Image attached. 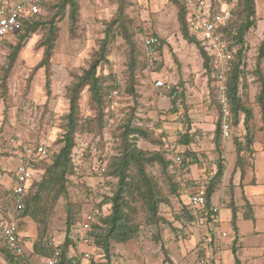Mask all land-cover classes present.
I'll use <instances>...</instances> for the list:
<instances>
[{"label":"trees","instance_id":"obj_1","mask_svg":"<svg viewBox=\"0 0 264 264\" xmlns=\"http://www.w3.org/2000/svg\"><path fill=\"white\" fill-rule=\"evenodd\" d=\"M80 0H55L47 2L37 0L39 12L31 14L26 12L21 18L20 29L9 36L3 38L0 42L2 46H6L7 51L4 55V61L0 62V87L6 88L8 74L14 65L20 51L25 47L29 39L36 32H40V38L37 42L38 47H42V57L34 70L44 68L45 82L44 87L46 94H50V62L55 42L58 38L59 28L58 20L68 17L69 31L72 33L78 23ZM174 7L178 27L183 37L190 43H193L201 57L202 69L209 75L208 80L211 81V89L217 107L218 118L215 128L212 132V148L211 163L214 166L212 175L206 176L198 182L202 187L199 190L205 195L207 202L204 207L193 211L188 203L181 205V208L173 211V221L199 222L214 225L215 219L212 202V194L215 190L223 188V179L226 172V148L224 143L226 139H232L234 147V165L233 173L238 172L240 180L245 176L246 170L252 167L254 159V143L257 130L264 134V73L260 69V63L264 60V38L257 46L256 67L253 71L257 75L260 89L256 96V102L259 107V118L261 125L255 127L254 114L251 108L245 105L239 94L241 79L246 72V52L248 49L247 34L256 27V23L260 17L256 11L255 0H209L213 12H217L222 3H226L231 17L224 28V41L227 49L233 54L231 65L226 73V95L229 102V116L231 123L230 137L225 138L221 131V115L222 110L216 98V88L214 85L215 68L212 58L205 50L201 41L190 31L187 25V9L184 0H169ZM117 9L115 17L107 23L104 29V36L99 41V48L96 51L95 58L89 63L87 68L81 69L80 73H73L71 82L65 88V95L68 101L67 111L63 114L60 124V135L55 140V149L46 145V154L38 161V175L27 187L26 194L23 199V207L16 215V221L20 232L28 222L35 224L37 235L30 243L31 253L24 258L22 255L10 252L7 249L8 261L11 264H34L32 256L37 255L43 258L54 256L55 249L59 250V257L62 262L71 263L72 257L81 258L78 253L69 255L70 247H76L81 241L80 223L84 213L80 210H74V204L68 203L67 215L65 219V235L61 243L54 244L48 235V219L54 205V202L62 195L67 193L68 175L73 169V150L75 147V135L80 132L91 133L94 135H102L107 130H116V146L115 152L109 157L102 155L97 158L99 161V169L104 166L102 175L113 176L117 179L116 189L113 192L103 191L97 195L94 193L98 201L87 212L94 213L91 223V230L88 231L90 237V246L94 248L96 254L103 257L106 264H115L112 258L116 255L114 247L116 243H124L138 239L143 228L157 225L169 224L170 219L161 213V205H170L171 197H181L184 188H188L195 183H191L188 179L190 166L192 164L204 165L206 155H199L196 151L189 148L190 144L195 140V131H192L188 118L187 106L179 112L181 105H184V90L178 85H183L182 81L178 85H171L165 92L169 98V107L165 109V113L186 116V122H182L178 130L179 137L177 143L181 147L178 152L180 162L174 161L172 154L166 151L167 143H164L163 135L157 134L147 126L135 122V107H130L121 117H117L114 105L115 99L119 96V85L115 74L103 73L99 68L107 62L106 54L109 50L110 43L115 37L116 30H119L123 36L127 50L126 77L127 85L125 92L131 98L132 103H137L139 97L140 86L136 75L138 67V55H146L143 39L141 48L135 40L134 33L129 32L127 25L129 19L126 14V0H116ZM43 8L44 14L40 12ZM158 39L156 49L158 57L151 61V65H155V72H159L164 65L163 46L165 39H162L156 33H153ZM2 51L0 56L2 55ZM176 60V57H175ZM117 90L118 94L113 95V91ZM87 93V105L93 110V116H84L81 113V95ZM1 94H4L1 92ZM164 110V109H163ZM182 114V115H181ZM112 119V121H110ZM182 120V119H181ZM235 127V131H234ZM233 129V130H232ZM197 132V131H196ZM143 140L153 146L148 149L140 147L138 141ZM39 143H45L42 139ZM34 144V143H33ZM46 144V143H45ZM264 144V141H263ZM176 166V167H175ZM156 167L158 169V177L150 173L147 169ZM178 171L177 174L173 172ZM107 183V182H105ZM164 186L167 192H163ZM241 186L243 184H240ZM233 188L234 184L230 177L227 184ZM11 211L14 206L12 191L10 188ZM230 196V194H229ZM235 200L228 203L231 209V227L233 233H237L236 211L237 204ZM108 206V210H105ZM245 206L250 205L245 201ZM200 210V211H199ZM9 215V214H8ZM247 218H252L250 212ZM8 217V216H7ZM2 220V219H0ZM212 230V228H210ZM235 241V239H233ZM1 243V240H0ZM234 256V264H242L236 252L237 249H231ZM197 260L207 257L206 251L201 245L198 246ZM86 260H90L88 264H96L92 256ZM78 264H84L81 261ZM163 264H176L169 257H165ZM264 264V247L262 250V263Z\"/></svg>","mask_w":264,"mask_h":264},{"label":"rangeland","instance_id":"obj_2","mask_svg":"<svg viewBox=\"0 0 264 264\" xmlns=\"http://www.w3.org/2000/svg\"><path fill=\"white\" fill-rule=\"evenodd\" d=\"M18 1L20 0H7L9 4ZM44 1L52 2L55 0ZM126 2V14L129 19L127 28L130 33H134L139 48H141L142 39L153 33L168 42H172L173 46L167 41V43H164L165 64L160 73L155 72L157 71L154 70L155 65H151V61L146 55H138L139 63L136 75L140 92L136 104L132 103L131 98L125 92L128 47L119 30H116L115 37L110 43L106 54L107 62L99 70L103 73L111 72L117 77L120 87L119 96L114 100L117 117H121L130 107L134 106L135 122L147 126L157 134H162L164 143H168L169 140H177L180 134L177 121L179 120L181 124L184 121L186 122V116L184 113L183 116H179L178 114L167 115L164 112L169 107V98L165 95V92L175 83L172 80L158 77L165 76L163 71L170 64L168 73L181 80L184 77L179 73V70L181 71L182 67L185 66L183 62L191 65L194 69V64L196 65L199 62L200 55L195 45L188 42L179 30L175 7L169 0H126ZM255 2L260 20L256 23V27L252 28L247 34L246 72L241 79L239 94L245 105L253 111L254 126L259 127L261 121L256 96L259 93L260 85L257 81V75L253 71L257 60L256 49L264 38V0H255ZM116 9V0H80L78 23L72 33L69 31L67 16L58 20V38L50 62L49 95L46 94L44 87V68L40 67L34 70L42 57V47L36 45L40 38V32L33 34L20 51L8 74L4 91L0 87V219H6L10 213L9 190L14 169L19 162L18 156L11 153L10 148L16 140L37 145L42 139L52 149L56 148L54 142L61 133V118L68 108L65 88L71 82L73 73H80L81 69L87 68L95 58L99 41L104 36V29L107 23L115 17ZM40 12L45 13L43 8L40 9ZM176 38L180 43L185 44L179 45L178 43L175 45ZM197 38H200V36L197 35ZM174 45L175 48H173ZM177 49L179 52H176ZM6 51V46H2L3 54L0 56V62L4 61ZM260 69L264 73V60L260 63ZM176 70L178 73H176ZM201 71V79L196 81V76L192 73L185 76L186 79L182 82V89L184 90V103H186L181 105L179 112H182L184 106H187L186 109L190 113V107L194 106L196 108H193L197 109L198 112L200 110L202 116L207 119L204 120V123L210 125L211 122L216 123L218 118L217 107L211 89V81L208 80L209 75L203 69ZM157 79H162L169 85V88L155 86ZM1 92L4 94H1ZM87 102V93L83 92L80 100L81 113L84 116H93L94 112L87 105ZM174 117H177V120H173ZM116 134H118V131L107 129L102 135L87 134L86 132L75 135L76 144L72 156L73 169L68 175L67 193L54 202L48 219V235L54 244L58 245L63 241L69 202L74 204V207H72L74 210L87 213L98 201L94 193L97 195L103 191L113 192L116 189L117 179L113 176L102 175L97 160L104 154L110 157L115 152ZM198 134H200L198 136L204 138L201 131ZM198 136L196 140H200ZM261 136L262 141H264L262 132ZM208 142L210 140L203 143L205 148H207ZM230 143H232V139H226L224 147L226 148ZM138 145L148 149L153 148L151 144L143 140H139ZM263 157L262 153L257 154L256 164L258 168L263 164ZM210 159L207 156L204 160L205 170L203 171L199 172L196 166H192L190 175L193 179L197 178L196 180L199 182L207 175H212L215 168ZM175 169L173 168V172L177 174L178 171H174ZM147 170L158 177L159 172L156 167H150ZM198 182L188 188L185 187L181 197H171L169 206L161 205V213L170 219L171 225L161 223L149 226L143 228L138 239L127 244L116 243L114 247L116 255L112 258V261L115 264H163L165 257H169L176 264H199L197 260L199 245L205 249V247H209V244L217 243L218 247H222L226 243L227 249L238 248L237 243L239 244V242L235 236L230 234L221 236L223 231L231 232L232 229L228 222L227 209L224 208L228 206L231 200L234 201L232 198L233 188L231 189L229 186L217 189L218 191L215 190L212 194L217 207L222 208L220 222L209 225L201 222L172 220L173 211L180 209L182 204L187 203L190 194L202 190ZM161 188L163 192H167L162 184ZM242 202L240 204V200L237 198V208L239 206L244 207L247 212L250 208L245 206V201ZM107 210L108 206H105L104 211ZM253 221L252 218H240L243 244L249 246L252 250L258 248L259 245H264V234L255 236L252 233ZM24 228L22 234L26 243L22 258L31 253L30 243L37 235L35 224L28 222ZM219 239L226 240V242L218 243ZM233 239H237V241H233ZM85 251H89L96 264H106L103 257L96 254L93 247L82 242L78 243L76 247H70L68 254L78 255L79 253L81 255ZM8 252L0 243V264H11L8 261ZM229 254L231 257L233 256L231 252L226 255L229 256ZM208 257L210 258V256ZM260 257L262 255L254 258ZM41 259V256H32L34 264L40 262ZM226 259L229 260L228 257ZM81 261L88 264L90 260L83 259Z\"/></svg>","mask_w":264,"mask_h":264},{"label":"built area","instance_id":"obj_3","mask_svg":"<svg viewBox=\"0 0 264 264\" xmlns=\"http://www.w3.org/2000/svg\"><path fill=\"white\" fill-rule=\"evenodd\" d=\"M187 9V25L192 33L198 38L205 50L212 58L215 68L214 85L216 88V98L222 110L221 115V131L225 138L231 134V123L229 116V102L226 95V73L228 72L233 54L227 49L224 41V28L226 27L231 13L226 3H222L217 12H213L209 0H184ZM31 14L39 12L37 0H20L14 4H9L7 0H0V41L10 34L18 31L21 26L20 18L26 13ZM146 56L149 61H153L158 57L156 45L158 39L154 35H147L143 38ZM2 45L0 42V53ZM155 86L169 88L163 80L157 79ZM118 94L117 90L113 91V95ZM112 121V119H110ZM177 133V132H176ZM1 143V140H0ZM166 151L173 155L174 161L178 164L180 157L178 152L181 147L176 140H169L166 145ZM11 153L18 156L17 163L11 183V191L14 200V206L6 219L0 220V240L6 248L18 255H22L25 251L24 235L20 232L15 218L16 213L23 207V199L26 194L27 187L31 181L36 178L39 172L37 167L38 161L46 154V144H32L25 141L16 140L15 144L10 148ZM104 171V166L100 168ZM106 188V187H105ZM207 199L201 192L193 193L188 196L187 203L195 212L197 209L204 207ZM200 211V210H199ZM214 219L218 215V208L213 207ZM94 213H84L80 223L81 241L89 245L90 237L88 231L91 230V223ZM225 235V233L223 234ZM71 256V255H70ZM90 257L89 251L81 254V258L72 257L70 264H78L83 259ZM82 263V261H81ZM36 264H69L62 262L59 257V250L56 248L54 256L43 258ZM199 264H216L208 256L202 258Z\"/></svg>","mask_w":264,"mask_h":264},{"label":"crops","instance_id":"obj_4","mask_svg":"<svg viewBox=\"0 0 264 264\" xmlns=\"http://www.w3.org/2000/svg\"><path fill=\"white\" fill-rule=\"evenodd\" d=\"M175 40L176 44L179 43V45H183L185 43H180V41L176 38ZM181 40V39H180ZM167 40H165L166 42ZM168 42V41H167ZM166 42V43H167ZM171 46H173L172 42H168ZM175 45L173 48H175ZM170 46V47H171ZM178 47V45H177ZM172 49V47H171ZM197 50V49H196ZM179 52V50L177 49L176 52ZM198 52V51H197ZM163 58H164V52H163ZM179 61L182 63V61L179 58ZM164 64H165V60H164ZM183 64L185 66L182 67L181 71L179 70V73H181L183 75L184 78L180 79H176L175 77L172 76V74L168 73V70L170 68V64L167 65V68L163 71V73L165 72V76H159L158 78H163L166 80H172V82L174 81L175 85H178L180 81L184 82V80L186 79V75L188 74H194L195 77V81L197 79H201V74H202V61H201V57L199 62H197V64H194V69L191 65H187V63ZM163 68V67H162ZM192 68V69H190ZM162 71V69L157 72L160 73ZM176 73L177 70H176ZM169 74V75H168ZM168 76V77H167ZM200 77V78H199ZM162 80V79H161ZM187 85V83H186ZM180 88H182L181 85H178ZM190 107V113H188V118H189V122L190 125L192 126V131H195V140H193V142L190 144L189 148L192 149L193 151H196L199 155H201L202 153L204 155H207L209 158H211V153H210V149L212 148L213 144L211 141L212 138V132L215 128V123H210V125H207L204 123V120L206 121L207 119H205L204 116H202L203 114L200 113V110L198 112L197 109H194L196 107ZM193 108V109H192ZM177 117H174L173 120H177ZM181 127V123L179 122V120L177 121V128L179 129ZM197 131V132H196ZM201 131L202 135H204V138H201L200 134H198ZM200 137V140H196V138ZM208 140H210V142H208V145L206 146L207 148H205L203 146V143L207 142ZM254 149H255V153H254V159L252 160V167L248 168L246 170L245 176L243 177L242 180H240V176L239 173H233V165H234V147L232 145V143H230V145H227L226 147V159H227V164H226V172L224 175V179H223V187H225V184H227L229 178H232V182L234 184V200L235 203L238 200H240V204H242V201H247L248 204L250 205V209L246 212L244 207L239 206L237 208L236 211V216H237V220H236V226H237V233H233L232 229L231 232H227V231H223L221 233V236L225 233L224 236H226L227 234L233 235L235 236V238L238 239L239 244L237 243V256L240 259V261L242 262V264H261L262 263V257L255 259L254 257H258V255H262V250L264 245H259L258 248H254L253 250L250 249L249 246L243 244V240H242V230L240 227V218L243 217H247V213L250 212L252 215V220L253 221V235L255 236H259L264 234V157H263V164L260 168H258L257 164H256V158H257V154L258 153H262L264 156V144L262 141V136H261V132L258 131L256 133V139H255V143H254ZM192 166H196L200 171L205 170L204 165L202 164L201 166H199L198 164H192L190 166V173L187 176L188 179L191 181V183H197L198 181L196 179H193L191 177V169ZM212 167V166H211ZM214 167V166H213ZM240 184H243L242 186ZM218 191V190H217ZM212 202L213 204L217 207V203H215L213 201V195H212ZM242 202V203H241ZM239 203V202H238ZM236 203V204H238ZM239 204V205H240ZM218 208V215L217 218L215 220L216 222H220V211L222 210V208L217 207ZM227 209V216H228V222L231 225V209L228 207H224ZM202 223V221H199ZM198 222V223H199ZM22 233V232H21ZM33 233V232H31ZM232 236V237H233ZM237 239H235V241H237ZM218 243H222V242H226L222 241V240H218ZM221 247V246H220ZM218 247L217 243H213V244H209V247H205V251H206V255L210 256L211 260L213 262H215L216 264H234V256H229L226 255L228 254V252H231V249H227V244L225 243V246L222 245V247L220 248ZM227 249V250H226ZM233 255V254H232ZM215 256V257H214ZM214 257V258H213ZM226 257L229 258V260L226 259ZM217 258V259H215ZM172 260V259H171ZM173 261V260H172ZM174 262V261H173Z\"/></svg>","mask_w":264,"mask_h":264}]
</instances>
